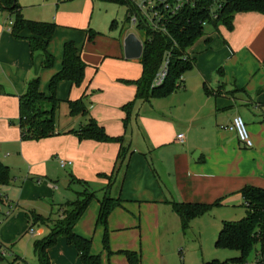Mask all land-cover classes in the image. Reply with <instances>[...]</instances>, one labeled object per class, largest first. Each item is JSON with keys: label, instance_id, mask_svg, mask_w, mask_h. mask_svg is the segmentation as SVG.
<instances>
[{"label": "crops", "instance_id": "0c3cea01", "mask_svg": "<svg viewBox=\"0 0 264 264\" xmlns=\"http://www.w3.org/2000/svg\"><path fill=\"white\" fill-rule=\"evenodd\" d=\"M95 2L91 0L92 4ZM29 16L27 14V17ZM219 31L224 32L223 37L219 35ZM120 32L119 39L114 40V54L118 55L116 58L122 59L125 58L122 47L127 30L122 26ZM22 34L27 37L28 31L24 30ZM100 35L98 33L97 36ZM84 37L85 32L83 40ZM58 51L54 54L57 57V65L52 72H58L60 68L58 59L61 56L60 50ZM186 51L192 65L183 73L189 71L187 73L191 75L185 80L182 73V85L163 97L169 106L172 105L166 114L155 110L157 114L153 112L151 125L144 126L149 135L148 152L150 155L152 153L153 158L150 160L148 153L139 148L132 150L120 191L122 201L113 208L114 210L123 207L128 199L126 197L157 199L164 205H170L171 200L199 203L218 200L217 204L239 206L243 205L240 193L242 187H264V14L237 13L233 17L231 29L226 30L222 26L217 30L210 28ZM80 55L88 68V61L81 52ZM135 60L139 63V58ZM41 62V54H31L25 39L14 38L10 29L0 24V77L6 80L13 77V83L5 86V96L0 97V104L11 103L10 111L0 116V143L2 147L4 144L6 148H10L6 150L0 147V161L10 169L12 182L9 185L17 183L19 186L6 193L2 190L4 186L0 187L1 203L6 205L5 210H0V223L12 213L11 210L19 207V199L25 195L29 194L35 198L52 196V186L57 184H54L55 181L51 179L48 170L47 160L51 154H57L60 159H67L66 161L71 163L62 169L59 166L61 170L69 169L66 175L58 178L59 183L62 180L68 181L64 187L67 188L71 176L83 179L86 172L92 177L94 174L98 176L99 173L108 174L118 151L117 144L111 141L102 143L79 140L71 133H63L75 130L84 123V118L79 115H68L66 124L56 130L58 135L40 140L21 139L17 121L18 96L24 93L25 84L29 79L41 75ZM21 64L26 68L20 72L19 77L15 72ZM66 83L70 88L74 87ZM130 86V91L124 97L116 99L118 104L130 99L131 95L134 97L135 87L132 84ZM87 88L81 95H85L89 100ZM59 96L63 97L64 94ZM59 102L66 104L62 100ZM91 107L89 101L88 114ZM66 111L68 114V108ZM95 111L94 107L90 110V115L95 116L100 123L101 118ZM235 115L241 116L246 122L245 126L252 142L249 148H244L237 141L234 131L226 127ZM9 116L14 119H7ZM101 126L109 136L124 133L123 126L122 130L118 126L111 129L106 121H103ZM61 134L64 137L59 138ZM178 134L183 135L182 142L176 141ZM20 169L32 174V180H26L24 177L25 181H22L21 177L18 178ZM40 177L46 180L41 181ZM95 180L104 187L105 178L98 176ZM160 191L163 194L160 195ZM7 194L14 196L11 198H16V201L10 202ZM92 203L98 207L96 198L88 205ZM6 210H9V213L4 215ZM142 211L144 213V209ZM24 218L26 219L25 216ZM155 221L158 226L160 221ZM0 244L4 245L2 242ZM66 247L73 255L72 264H76L79 260L74 248L69 244ZM51 248L52 246L47 250L50 264H62L61 261L67 256L65 251L62 259L52 261L49 255ZM145 258V252L143 261L140 253V264H146Z\"/></svg>", "mask_w": 264, "mask_h": 264}, {"label": "rangeland", "instance_id": "374dc122", "mask_svg": "<svg viewBox=\"0 0 264 264\" xmlns=\"http://www.w3.org/2000/svg\"><path fill=\"white\" fill-rule=\"evenodd\" d=\"M18 4H20L25 19L57 25L48 43V50L54 56V62L48 68H42L39 63L41 75L36 77L39 79L38 87L40 91L45 95L50 94L48 84L51 77L57 73L52 72L57 65V57L54 54H57L58 50H60L61 56L63 44L65 42H74L79 53L81 52L86 61H88L89 67L86 69L83 82L79 86L70 88L66 83L67 81L59 80L55 84V98L59 101H74L88 87L86 93L89 95L88 101H91L92 104L90 110L95 107V112H98V116L101 118L99 119L100 123L103 124V121H106L109 128L113 129L118 126L122 130L124 115L121 112V107L124 103L132 101L133 95H131L130 99L121 102V104H118L116 99L121 96L124 97L130 91L131 86L125 81L136 80L141 72L138 61L135 59L116 58L118 55L114 54L116 51L114 40L119 39L120 29L125 24V7L106 2H95L92 4L91 0H18ZM27 14L31 17H27ZM10 20L7 14L0 12L1 25L9 28ZM110 21L115 23L112 28H110ZM88 28L101 34L96 36L93 42L89 43L83 40V32L88 30ZM123 28L128 31L131 30L128 25L123 26ZM208 29L210 27L206 26L205 32ZM218 33L222 37L224 36L223 31ZM20 35L25 37L22 33ZM135 35L136 38L141 39V34ZM61 59L62 56L58 59V65L61 64ZM25 68V65H19L15 72L17 76L20 77V72H23ZM92 69L96 70L95 74ZM187 72L183 73L185 80H188L191 75V73ZM9 83H13V77L7 80L4 77H0V97L5 96V86ZM61 93L64 94L63 97L59 96ZM10 104H0V116L10 111ZM66 106L64 102H61L60 107L55 111L54 118L57 131L67 122ZM170 107L172 105L169 106L165 98L153 97L148 102L137 101L135 103L132 116L125 130V139L129 142L132 150L139 148L142 152L148 153L150 160L153 158L152 153L150 155L148 152L150 148L149 135L144 126L151 125L153 112L157 114L155 110H158L160 114H166ZM13 108L14 111L15 106ZM90 110L89 116H92L97 121L95 116L90 115ZM7 119L12 120L14 117L9 116ZM243 122L244 124L246 123L244 120ZM105 133L106 135L108 134L106 131ZM111 136L116 137L121 136V134ZM61 137H64V135L61 134L59 138ZM49 144L51 146V143ZM0 147L6 150L10 149L6 148L4 144L2 147L1 143ZM66 160L60 159L57 154H51L47 160L49 161L47 164L51 179H54L55 184H57L55 185L56 188H53L52 196L35 198L29 194L25 195L19 199V207L11 210L12 213L1 222L2 224L0 223V242L4 243L5 248L0 264L37 263L36 256L33 255V240L44 236L48 231V226L43 222L37 221L31 225L32 232H30L28 230L30 222L27 223L24 218L25 212L34 210L43 217H48V215L54 217L58 209V214H61L64 211V207L67 209L71 208L69 204L62 205V203L66 199H73L74 193L82 191V189L75 184L62 188L58 182V178L66 175L69 170H61L59 168V162ZM152 166H155L153 160ZM20 173L18 178L21 177L22 181H25V179L32 180V174H28L23 169H20ZM11 175H13L12 172ZM96 178H98L97 175L94 174L92 177L86 172L83 179L87 182L90 189L95 190L97 196H100V189L103 186L98 184L95 180ZM39 179L41 181L46 180L44 177ZM106 185L107 181L104 186ZM16 186L17 183L4 186L2 190L4 193L10 192L19 187ZM113 188L110 190L111 194H114ZM159 193L160 195L163 194L161 191ZM6 196L10 199V202L16 201V198H11L14 197L12 195L7 194ZM126 198L128 199L123 207L113 209L108 215L106 225L96 223L98 208L92 203L86 206V210L74 227L77 234L92 240L90 252L100 255L99 264H127L123 253L126 249L137 250L138 253H141L142 261L143 253L145 252L146 264H202L204 261L213 259L217 260V262L220 261V264H238L236 261L229 260L238 254L237 250L217 248L214 245V241L223 220L239 219L244 216V205L217 204L208 211L189 219L187 227L182 229L180 220H178L173 209L170 210L172 208L169 207L170 205H164V203L158 202L157 199ZM5 209L6 205L4 206L0 202V210ZM156 219L160 221L158 226H156ZM103 234H106L107 248L104 247ZM62 239L64 238H57V242L52 246L49 255L52 261L60 260L65 251L67 256L61 263L72 264L73 255L66 247L68 246L66 240ZM259 249V245L255 244L246 259V264L254 263L256 250ZM16 257L19 258L13 260ZM76 264H79V261Z\"/></svg>", "mask_w": 264, "mask_h": 264}, {"label": "trees", "instance_id": "16d2710c", "mask_svg": "<svg viewBox=\"0 0 264 264\" xmlns=\"http://www.w3.org/2000/svg\"><path fill=\"white\" fill-rule=\"evenodd\" d=\"M96 2H106L114 5L125 6L126 0H93ZM222 7L216 11L214 18H209V13L203 5L195 9H186L178 16L173 18L170 26V36L174 39L175 45L169 37L159 34H145L141 56L139 58L141 75L133 81H126L135 87V94L132 101L124 103L121 107L123 112V135L112 137L106 135L102 126L91 116L89 117V101L85 95H81L74 101L65 100L68 108V115L75 117L79 115L84 118V123L75 130H67L63 133H71L79 140H94L96 142L107 143L114 142L118 146V151L114 158V164L108 174L99 173L98 176L105 178L107 185L100 189V196L96 191L91 190L87 182L83 179L69 177V187L71 184L79 186L82 191H76L73 199H66L63 204H69L70 209L63 208V213L56 216L43 217L36 211H26L25 217L29 223L30 229L34 222L40 221L48 226L47 233L41 238L34 239L33 255L36 256L37 264H50L47 250L57 242L58 237H63L70 244L78 256L79 264H99L100 255L90 252L91 239L79 235L74 231L75 223L85 211L88 203L96 198L98 202V211L96 223L106 225V219L110 211L121 204L120 191L124 182V176L128 167L129 157L132 149L129 142L125 139V130L130 121L131 114L137 101L148 102L150 99L163 98L175 91L177 79L182 73L191 68L192 61L183 59L182 55L198 38L205 32V21L210 28L217 30L219 26L226 30L232 28L233 17L237 13L255 12L264 14V0H225ZM0 11L5 12L10 20V34L16 39H25L29 45L31 54L39 53L42 56V68L52 66L54 57L47 51L50 38L55 32L57 25L49 22H38L23 17L18 0H0ZM125 21L127 18L124 16ZM110 28L114 26V21L110 22ZM28 31L27 37L20 34ZM84 40L91 42L97 32L91 28L85 30ZM166 50L171 53L169 70L163 84L151 88V80L158 69L159 63ZM61 64L58 72L54 74L48 84L50 94H43L39 87V79L33 77L25 84V91L18 96V115L17 121L19 134L22 140H40L45 137L55 136L56 131L55 111L60 102L55 98V84L59 80L67 81L71 86H79L84 79L87 64L81 58V55L74 42H65L62 46ZM10 169L0 161V187L11 183ZM55 184V182H54ZM114 186V188H113ZM113 193H110L111 189ZM242 203H244L245 214L239 219L223 220L214 245L217 248H226L237 250L238 254L229 260L236 261L238 264H246V259L255 244L264 250V187L259 188L252 185L242 187ZM2 197L0 196V202ZM218 200L212 203L206 202H183L171 200L169 204L177 214L182 229L188 225L189 219L208 211L217 205ZM61 205V204H60ZM104 247L107 248L106 234H103ZM256 250L254 259L257 258ZM127 264H140V253L136 250L126 249L123 251ZM15 260V258H14ZM260 261V260H259ZM217 260L204 261L202 264H220ZM260 264H264L263 262Z\"/></svg>", "mask_w": 264, "mask_h": 264}, {"label": "built area", "instance_id": "2783aa9c", "mask_svg": "<svg viewBox=\"0 0 264 264\" xmlns=\"http://www.w3.org/2000/svg\"><path fill=\"white\" fill-rule=\"evenodd\" d=\"M127 5L125 7V17L124 25H128L130 27V31L127 29V33H132L135 37V34H141L140 42L143 48V42L145 40V34L147 32L159 34L164 37H169L172 43L175 45L174 39L170 36V26L172 24L173 18L178 16L182 11L186 9H195L197 6L203 5L204 8L207 9L209 13V18H214L216 16V11L222 7V3L225 0H126ZM204 28L209 26L205 21L201 23ZM142 51V50H141ZM171 53L169 50H166L161 62L159 63L158 69L155 72L154 76L151 80V88L157 87L163 84V81L167 77V73L169 70ZM183 59H190L188 52L182 55ZM177 86L180 87L182 85V75L176 81ZM229 130H233L237 141L244 148H249L252 146V142L250 141L247 127L245 126L243 119L239 115H235L232 117L230 124L226 126ZM176 141L182 142L183 135H176ZM68 161H60V168H64L68 166ZM55 189L56 186L53 185ZM9 210L5 211V214H8ZM32 232L31 228L28 229ZM5 253L4 245L0 244V257L3 259V254ZM258 256L254 259L253 264L264 263V250L261 248L257 251ZM14 260V259H13ZM16 260V259H15ZM260 260V261H259ZM11 264V263H10ZM21 264H29L27 262H23ZM37 264V263H35Z\"/></svg>", "mask_w": 264, "mask_h": 264}, {"label": "water", "instance_id": "95a60500", "mask_svg": "<svg viewBox=\"0 0 264 264\" xmlns=\"http://www.w3.org/2000/svg\"><path fill=\"white\" fill-rule=\"evenodd\" d=\"M123 54L124 57L127 59H135L140 58L141 56V50H142V44L138 38H136L132 33H128L125 35L123 39ZM68 184V181H61L60 185L63 187H66Z\"/></svg>", "mask_w": 264, "mask_h": 264}]
</instances>
